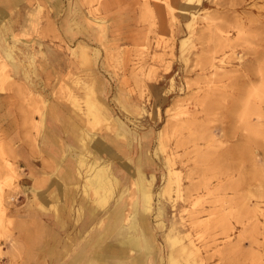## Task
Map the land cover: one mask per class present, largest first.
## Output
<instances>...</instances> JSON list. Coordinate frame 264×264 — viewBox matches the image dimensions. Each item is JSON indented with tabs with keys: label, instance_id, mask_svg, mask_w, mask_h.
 <instances>
[{
	"label": "rangeland",
	"instance_id": "374dc122",
	"mask_svg": "<svg viewBox=\"0 0 264 264\" xmlns=\"http://www.w3.org/2000/svg\"><path fill=\"white\" fill-rule=\"evenodd\" d=\"M20 4L25 20L15 44L33 53L34 64L23 65L34 84L0 54V264L26 259L20 223L29 229L25 240L34 241L36 224L52 227L66 215L65 196L96 197L84 177L75 185L66 180L67 195L57 184L66 166L86 174L78 156L95 144L111 151L100 157L123 179L100 214L119 190L125 220L133 215L140 191L135 174L123 178L122 165L142 166L156 245L165 254L183 251L181 264H264V0ZM49 107L56 118L46 115ZM9 134L19 137L17 147ZM125 153L131 162L120 159ZM67 206L75 214L67 233L95 220L80 202ZM31 258L28 251L25 264ZM54 260L37 263L59 264Z\"/></svg>",
	"mask_w": 264,
	"mask_h": 264
},
{
	"label": "crops",
	"instance_id": "0c3cea01",
	"mask_svg": "<svg viewBox=\"0 0 264 264\" xmlns=\"http://www.w3.org/2000/svg\"><path fill=\"white\" fill-rule=\"evenodd\" d=\"M21 5L22 4H20V0H18L16 3H12L10 2V0L0 1V40L5 39L4 44H2L0 41V54H3L6 57L7 63H9V66L11 68H12L13 61L19 62L21 64L26 74L25 77H23V80L25 81L26 85L31 86L34 84V82L28 78V74L30 71L25 70L26 68L23 65V61L25 59H28L30 64H34L33 53L30 51V49H28L27 45L24 46V48L22 49V48L17 47V45L15 44V42L18 41L17 39H15V36H16L15 32L17 29H19V27H20V30L22 29V26L25 20V16L19 13V9H21V7L19 6ZM37 9L38 11L40 10V5L37 6ZM9 12L11 13L9 14ZM7 14H9V16ZM1 47L3 49H1ZM16 51H19L21 54H23V58H24L23 60L18 59L19 55L16 53ZM5 128L8 131V133H10L11 131L9 130L13 128V125H8ZM8 137L10 138V142L14 143V146L17 147L19 137L14 134L13 135L9 134ZM79 139L81 143L82 138H79ZM85 149H87V146ZM104 150L107 153V155H111V151L109 149H104L103 147L96 145V144L92 147L90 152L88 150H85V151L87 152V154H89L88 156L90 157V161H92V158L94 157L99 162H107V160L101 159L100 157V152ZM111 157H113V155ZM124 158L125 159L127 158L128 162H131L129 154L125 153L123 154L122 157H120L121 160ZM139 161H140L139 165L146 163L145 157L144 158L141 157ZM23 163L24 162L21 160L20 164H23ZM25 164H28V162ZM107 164L110 165L109 167L111 171L114 173V175H116L114 163L107 162ZM122 167L124 171V174H123L124 179H127L132 174H135V175L144 174L142 166L135 169V168H131L129 163L124 162ZM118 180H120V183H121V180L123 179H118ZM64 184L65 183L62 182V185L64 186L63 192L61 191L62 193L66 191L65 187L68 188L67 187L68 185L66 184L64 185ZM116 186L117 185L114 186L112 192H114L117 189ZM53 192L54 191L51 189L50 197L54 196ZM74 194H75V197H73L75 199L74 201L76 202L85 201L86 198L84 196L80 195L78 198H76L77 194L76 193ZM112 194L113 193H111L110 196ZM118 194H119V190H118ZM82 197H84L85 199H83ZM94 199H91V198L86 199V201H88V204L89 203L90 204H89V209L88 210L85 209L86 211H84V213L86 212L89 213V216L94 218L95 220L90 226L83 227L81 224V221L77 223V220L75 219L74 221H75V224L77 223V226L75 228V232L72 234L67 233L66 231L71 228L73 224V220L71 219V216H75V214L68 213V206H67L68 204L66 205V203H65V206L63 205V208L66 207L67 209L66 215L56 216L55 220L52 221V227L50 226L45 227L44 224L35 225L39 227V230L37 231L38 236L34 241L28 242L25 240L24 234L29 229L25 226V224L20 223L17 226L18 235L20 237H23L25 244H27L26 252H25L26 259H24V261L21 264H25L27 260L28 251H30L32 255V258L28 264H38L37 263L38 259H45L47 257L54 258L55 259L54 261L58 262L59 264H73L74 263L73 260L76 259V256H77L76 254L84 246V243L81 244V242H83L82 241L83 237L87 236L86 238L90 240V244L97 246V248L99 246L107 247V246L116 244L117 240L120 237V235L118 234L121 231L127 234L129 233L131 236H134L136 239H138V242H139L137 245L138 249L135 248V254L134 252H132V250L128 251L126 261L128 262L133 261L134 258L139 257L141 255L140 257L142 258L139 257V259H141V264H181L178 260H180L181 258L179 254H182L183 251H177V254L173 256V254L171 253L165 254L163 249L161 247H157L156 245V240H158L157 233H156L157 224H155L153 227L150 222V216H149V213L152 210L151 199H150V210L147 213L143 212V209L141 207V202H140L138 205V209L133 213V215L131 217L130 216L126 217L128 221L125 220L124 212L122 209L124 219L119 221V223L117 222L114 228H112L110 225L114 223L115 221V218L113 217V214H111V211L114 208V205L116 204L118 200V196L114 204L108 210H106L104 214L99 213V209H98L99 206L94 202ZM93 208L95 209L94 211L92 210ZM76 212L77 211L75 210V213ZM76 217H77V214H76ZM156 217H158V215ZM104 219L110 220V221L109 220L106 221L105 228H107L108 230L106 231V234L104 233L102 229ZM141 220H143V222ZM46 221H50V218H47ZM142 223L145 224L144 227ZM159 223L161 222L159 221ZM146 239H148V241L150 242L149 245H147V243L145 242ZM147 250H149V252L145 253V251ZM111 252H112L111 250H107L106 252H104L103 250V254H105L106 256V261L108 260ZM92 256H91V259H93ZM113 257L114 259L117 258L116 254H114ZM79 263L80 262L78 261V264Z\"/></svg>",
	"mask_w": 264,
	"mask_h": 264
},
{
	"label": "bare ground",
	"instance_id": "6f19581e",
	"mask_svg": "<svg viewBox=\"0 0 264 264\" xmlns=\"http://www.w3.org/2000/svg\"><path fill=\"white\" fill-rule=\"evenodd\" d=\"M17 1L18 0H10V2H12V3H16ZM261 21H262L261 26L264 27V18H262ZM0 41L2 44L5 43V39H1ZM261 43H264V38L261 39ZM1 49H3V48L1 47ZM258 54H259V56L264 57V48H262V51L259 52ZM137 58L138 57H136V59ZM262 62H264V61H261V63ZM261 63H260V65H258V68L260 70L259 69H257V70L262 71V73H264V64L261 65ZM256 66H257V64H256ZM12 68L15 71V73L18 70L22 69V72H23L24 77H25L26 74H25V72H24V70H23V68L19 62L13 61L12 62ZM262 76H264V74H262ZM90 106H91V108H90ZM34 109H35V107H34ZM37 110H39V109H37ZM46 110L48 113L47 115L51 116L52 118L57 117L58 110L55 109L54 107H49ZM97 111H98V107L94 103L90 102L88 105L87 113L90 115L91 114L93 115V114L97 113ZM73 131H74V134L77 132V130L76 131L73 130ZM79 138H82V137H79ZM79 138H78V141L80 142ZM85 148L86 147H84V150H86ZM78 161L80 162V164H82V165L84 164L85 168H87L86 174L84 176L81 175V172H80L81 170H80V168L77 169L78 167H76L74 172H73L72 171L74 169L73 166H66L59 172V180L65 182L66 185L69 181H70L71 185H75L77 181H80L79 179L81 177H82L81 179H83V177H84L85 178L84 182H87L88 185L92 188V190L95 191L96 197L94 199V202L100 207L103 206L105 204L106 198L112 193L114 186L120 184V180H118L116 175H114V173L111 171V169L109 167L110 165H108L107 162H99L94 157L92 158V161H90V157L88 155L87 156L82 155L80 157L78 156ZM89 172H91V173H89ZM134 179L136 180V183L138 185V189L140 191L139 193H140L141 207L143 209V212L147 213L150 210V195L148 193L149 192L148 191L149 183L144 178V174L135 175ZM66 180H68V182H66ZM57 184H58L59 190L63 192L64 186L62 185V182L61 183L58 182ZM79 185L81 186V182L79 183ZM86 192H87V189H86ZM64 193H65V195L68 194L65 191H64ZM53 194L55 195L54 192H53ZM124 195H125V191L122 193L120 192L118 194V200H117L116 204L114 205V208L111 211V214H113V217L115 218L114 223L110 224L112 228L115 227L117 222L119 223V221H121L123 219L122 208L124 207V205H123L124 204L123 203V196ZM64 198H66L67 204H68V202L69 203L74 202L73 197L68 198L65 196ZM82 198L87 199V197H85V198L82 197ZM86 199H85V201L80 202L81 209L78 208L79 210H83V212L89 209L90 203L88 204V201H86ZM92 210L94 211L95 209L93 208ZM126 221H128L127 218H126ZM141 221L143 222V220H141ZM39 225H42V224H39ZM142 225L144 227L145 224L142 223ZM118 235H120V237L117 240L116 244L110 245L107 247L106 246H104V247L99 246L98 248H97V246L90 244V240L85 237L83 239V242L81 243V244L84 243V246L76 254L77 256H76V259L73 260V262H74L73 264H78V261L80 262L79 264H141V259H139V257L141 255L139 257L134 258L133 261H129V262L126 261L128 251L129 250L135 251V248L138 249L137 248V245L139 243L138 239H136L134 236H131L129 233L127 234L123 231L119 232ZM145 242L147 243V245H149V243H150L148 241V239H146ZM103 250H104V252H106L107 250L112 251L110 253L107 261H106L105 254H103ZM148 252H149V250L145 251V253H148ZM114 254H116V256H117V258H115V259L113 257ZM91 256L93 259H91ZM140 258H142V257H140ZM145 261H147V260H145Z\"/></svg>",
	"mask_w": 264,
	"mask_h": 264
}]
</instances>
